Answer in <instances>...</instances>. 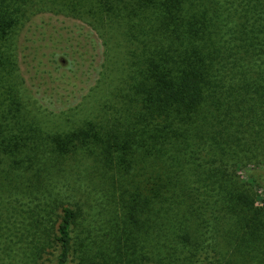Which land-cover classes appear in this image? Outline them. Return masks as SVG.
<instances>
[{"label": "trees", "instance_id": "16d2710c", "mask_svg": "<svg viewBox=\"0 0 264 264\" xmlns=\"http://www.w3.org/2000/svg\"><path fill=\"white\" fill-rule=\"evenodd\" d=\"M198 8L193 0H0V163L10 158L27 166L39 152L33 139L36 131L22 116L24 82L14 43L18 29L41 11L81 10L84 21L97 31L109 24L112 32L128 38L122 49L127 93L107 87L102 76L96 84V89L103 86L102 92L88 110L94 114L82 128L68 132L64 141L53 138V149L66 153L74 146L69 145L70 138L82 140L87 153L99 156L119 175L122 226L118 235L111 236H118L128 258L148 253L156 257L155 264H206L210 251L226 234L230 243L218 246V254L234 246L233 256L249 255L253 264H264V200L256 206L251 196L240 191L244 182H238L233 172L236 157L243 159L248 152L226 157L225 152L233 149L219 144V131L210 133L198 114L209 64L204 13ZM109 95L116 101L126 96L131 110L116 117L114 99L106 103ZM190 141L217 154V158L207 156L205 176L183 172L194 170L186 166L191 161L187 151L180 153V172L170 171L178 152ZM146 156L163 169L149 165L152 170L145 171L141 185ZM245 182L264 189V167L254 166ZM76 217L75 209L63 206L53 264H69Z\"/></svg>", "mask_w": 264, "mask_h": 264}, {"label": "rangeland", "instance_id": "374dc122", "mask_svg": "<svg viewBox=\"0 0 264 264\" xmlns=\"http://www.w3.org/2000/svg\"><path fill=\"white\" fill-rule=\"evenodd\" d=\"M193 1L205 14L204 51L209 57L198 114L210 133L219 131V144L233 149L225 152L226 157L247 150V157H236L238 166L233 172L238 182H244L240 191L261 206L264 189L245 179L254 166L264 167V0ZM83 15L81 10L41 11L30 16L14 37L24 82L22 116L36 131L33 139L39 152L27 166L14 164L6 156L7 162L0 163V264H53L56 228L65 205L77 212L69 264L157 261L148 253L128 258L118 244L116 235L122 226L119 175L103 165L99 156L87 153L82 140L70 138L69 145L74 146L66 153L53 149V138L64 141L68 132L82 128L83 121L94 114L88 110L102 92L103 86L96 89L102 76L107 87L127 93L122 49L128 38L112 32L109 24L97 31ZM113 99L116 117H124L132 104L126 96L117 102L110 95L106 103ZM192 144L182 146L172 173L180 172V153L186 151L191 160L186 166L194 170L183 172L191 176L208 173L203 164L208 155L217 158V154L201 143ZM152 162L149 157L142 162L141 185L145 171L152 170L149 165L163 169ZM222 243H230L226 234L210 251L206 264H253L249 255L233 256L234 246L218 254Z\"/></svg>", "mask_w": 264, "mask_h": 264}]
</instances>
